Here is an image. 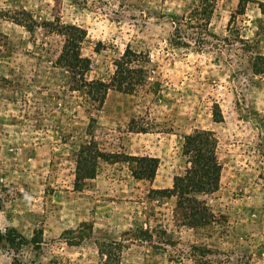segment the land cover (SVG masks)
<instances>
[{
    "label": "rangeland",
    "instance_id": "374dc122",
    "mask_svg": "<svg viewBox=\"0 0 264 264\" xmlns=\"http://www.w3.org/2000/svg\"><path fill=\"white\" fill-rule=\"evenodd\" d=\"M260 3L240 14L238 0H0V231L43 232L39 249L0 241V264H264ZM56 25L85 33L88 81L108 83L129 49L141 85L94 110L57 63ZM195 131L215 134L223 166L203 197L218 220L206 231L175 220L160 193L184 174ZM85 146L95 175L77 190ZM124 157L158 159L155 179Z\"/></svg>",
    "mask_w": 264,
    "mask_h": 264
},
{
    "label": "trees",
    "instance_id": "16d2710c",
    "mask_svg": "<svg viewBox=\"0 0 264 264\" xmlns=\"http://www.w3.org/2000/svg\"><path fill=\"white\" fill-rule=\"evenodd\" d=\"M239 8L237 13L243 14L250 0H238ZM260 8L264 12V4L260 3ZM65 38L62 52L57 60L60 68L68 70L73 75L71 77L70 90L73 92H85L89 102L93 103V109L99 110L104 105L105 99L110 90H116L128 94H133L139 81L135 80L136 74L142 70L131 69L133 62L142 55L134 54L129 49L116 64L115 74L108 83L101 80L88 81L85 74L90 70V60L81 57V42L85 38V33L76 26L56 25L53 28ZM141 85V84H140ZM214 121L219 123L223 120L220 108L216 105L213 110ZM91 122H95L91 119ZM90 145H94L91 143ZM218 140L211 131H195L193 134L184 137L183 155L186 157V170L184 174L176 176L171 189L161 191L165 196L176 199L174 209L175 220L181 222L183 226L193 230L206 231L211 229L218 220L203 198L218 192L220 187L223 166L217 155ZM91 147H82L78 155L77 179L75 187L81 190L86 178H94L95 167L89 161ZM94 152V151H93ZM103 155H99L101 157ZM118 156V155H117ZM131 164H137L140 171H137V178L141 180H154L159 168L160 161L150 157H124ZM14 233L16 238L10 237ZM204 233V232H203ZM43 232L35 231L31 240L23 235L9 230L7 236L0 231V241H6L13 246L33 245L39 249L42 243ZM203 248V247H202ZM202 250V249H201ZM204 251L210 250L206 247ZM200 251V249H199ZM13 264H20L14 258Z\"/></svg>",
    "mask_w": 264,
    "mask_h": 264
}]
</instances>
